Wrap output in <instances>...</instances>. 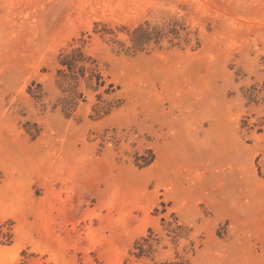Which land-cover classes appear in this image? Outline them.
Here are the masks:
<instances>
[{"label":"rangeland","instance_id":"rangeland-1","mask_svg":"<svg viewBox=\"0 0 264 264\" xmlns=\"http://www.w3.org/2000/svg\"><path fill=\"white\" fill-rule=\"evenodd\" d=\"M0 264H264V0H0Z\"/></svg>","mask_w":264,"mask_h":264},{"label":"trees","instance_id":"trees-1","mask_svg":"<svg viewBox=\"0 0 264 264\" xmlns=\"http://www.w3.org/2000/svg\"><path fill=\"white\" fill-rule=\"evenodd\" d=\"M70 57L71 58H69L68 61L65 62L69 69H73L75 67V65L78 64V62L80 60H82V61L84 60L81 52L73 53V54H71ZM80 67H81V69H84V65H81ZM86 69H90L91 70L93 68L88 67ZM138 254H141V253H138Z\"/></svg>","mask_w":264,"mask_h":264}]
</instances>
